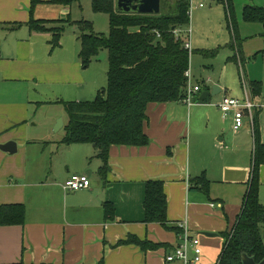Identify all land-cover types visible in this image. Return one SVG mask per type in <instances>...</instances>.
Returning <instances> with one entry per match:
<instances>
[{
	"label": "crops",
	"instance_id": "1",
	"mask_svg": "<svg viewBox=\"0 0 264 264\" xmlns=\"http://www.w3.org/2000/svg\"><path fill=\"white\" fill-rule=\"evenodd\" d=\"M42 1L34 13L36 20H85L74 18L76 3L54 6ZM247 4L235 3L239 46L226 26L230 42L225 61L237 66L238 81L220 77L215 84L219 93L212 95L214 85L204 86L192 106L181 101L150 104L144 126L150 144L111 147V170L103 183L98 176L102 162L92 145L64 146L62 140L50 137L59 116L45 134L32 130L38 127L31 116L33 107L39 110L60 101H41L46 93L39 92L41 84L52 82L50 58L58 49L51 50V34L29 30L30 0H0V147L16 145L13 154L0 150V206L22 204L26 210L23 225L0 226V264H183L166 262L181 243L179 235L144 223L145 184L150 180L165 183L170 226L187 222L191 235L202 238V261L218 262L224 245L221 234L234 227L247 191L255 147L254 115L264 144V28L239 25L237 10L243 11ZM200 5L198 9H205ZM225 19L224 10L226 25ZM75 38L80 53L79 37ZM252 82L262 84L261 95L250 92ZM205 92L208 98L201 100ZM225 97L249 100L254 106L252 120L246 114L244 127L237 132L233 113L224 116L218 107ZM73 175L88 176L91 187L65 191ZM203 175L210 182L209 196L191 183ZM260 178L264 205V167ZM105 203L114 205V219L105 217ZM130 235L167 246L147 252L133 245L116 248Z\"/></svg>",
	"mask_w": 264,
	"mask_h": 264
},
{
	"label": "trees",
	"instance_id": "2",
	"mask_svg": "<svg viewBox=\"0 0 264 264\" xmlns=\"http://www.w3.org/2000/svg\"><path fill=\"white\" fill-rule=\"evenodd\" d=\"M160 15L120 14L115 10L114 0H91L95 14L109 18V34H95L93 23L81 20L74 22L70 17L47 21L36 20V8L42 0H30L31 32L49 33L51 50L61 47V39L67 28L76 26L80 32L79 58L84 68L89 66L102 50L107 51V88L93 101L64 102L68 122L64 126L65 136L60 142L64 146L87 144L97 151L102 166L98 176L107 182L111 170L109 152L113 146L146 147L150 139L144 131L147 108L150 104L180 102L187 86L186 73L190 68V52L185 48L191 26V0H162ZM237 0H216L224 6L227 28L232 32L236 45L237 36L235 3ZM79 0H49L54 6H72ZM245 23L261 24L264 28V4L261 7L247 4L242 11ZM48 25L55 27L48 28ZM6 27H21L22 24H7ZM235 48L232 42V49ZM203 54L214 56L213 53ZM253 96L262 93V84L249 85ZM257 115H254L255 147L252 157L250 178L240 214L234 227L221 234L223 249L216 264H242L246 254L256 263L264 262V205L260 201V172L264 167V144L260 140ZM193 188L209 196L210 182L206 176L192 180ZM107 219H114L115 209L111 203L104 204ZM144 223L158 224L165 230L180 235L182 230L170 226L168 220V200L165 183L150 180L145 184L143 203ZM25 206H0V226H21L25 221ZM137 246L143 252L155 251L164 244H155L130 235L116 245Z\"/></svg>",
	"mask_w": 264,
	"mask_h": 264
},
{
	"label": "rangeland",
	"instance_id": "3",
	"mask_svg": "<svg viewBox=\"0 0 264 264\" xmlns=\"http://www.w3.org/2000/svg\"><path fill=\"white\" fill-rule=\"evenodd\" d=\"M240 1L257 7L264 4V0ZM200 4H203L205 9H198ZM76 6L78 10L74 18L81 20L83 16L85 21L93 22L95 34L106 36L109 34L108 16L95 14L91 8V0H79ZM237 17L241 27L262 26L261 24L245 23L240 10H237ZM71 19L73 21V17ZM226 26L222 5L212 0H192L190 72L193 86L198 85V83H202L203 86H216L215 84L222 76H224V79L238 81L239 71L237 66L235 63H226L225 61L226 47L230 42V35ZM79 36L80 32L77 28L74 30V28L68 27L61 39L62 47L51 55L53 78L50 85L41 84L39 86V92L46 93L41 101L50 102V100L55 101L58 99L66 102L93 101L102 90L107 88V51L102 50L96 58L90 61L89 66L84 68L78 56L79 44L75 38ZM203 52L213 53L214 56H206ZM208 64H213L212 68H209ZM240 74L242 75L241 70ZM262 78L264 81V58ZM31 116L34 119L33 121L38 124V127L32 129L37 134H45L51 123L59 116L53 125V133L50 134V137L56 142L64 138V128L59 132H55V127L62 117L65 118L66 123L68 122L67 114L62 106L59 104H46L41 106L39 110L33 107ZM33 124L34 122L31 123V125ZM197 238L201 243V236H197ZM201 264H206L205 260Z\"/></svg>",
	"mask_w": 264,
	"mask_h": 264
},
{
	"label": "built area",
	"instance_id": "4",
	"mask_svg": "<svg viewBox=\"0 0 264 264\" xmlns=\"http://www.w3.org/2000/svg\"><path fill=\"white\" fill-rule=\"evenodd\" d=\"M204 5H200L203 7ZM192 12V0H191V8H190V17ZM191 26L189 28L190 37L185 42V48L192 53V47L190 43L191 38ZM191 61V58H190ZM241 66V65H240ZM187 77V86L185 91V96L181 100L182 103L192 106L193 99L200 95L202 92V88L204 87L202 83H198V85L193 86L191 84V72L190 68L186 73ZM220 111L224 116H227L229 113H233L234 117V124L233 130L235 132L239 131L241 128L244 127L245 116L248 114L252 120V111H253V104L247 100L246 102H241L237 99L225 97L218 105ZM91 187V181L88 176L85 175H73L69 181H67L64 185V190L68 192H77L80 190L89 189ZM182 233L179 235L181 240L180 245L169 255L166 256V262L172 263L176 261H180L183 264H201L203 251L201 248V243L197 236H192L189 229L187 222H183L179 224Z\"/></svg>",
	"mask_w": 264,
	"mask_h": 264
},
{
	"label": "water",
	"instance_id": "5",
	"mask_svg": "<svg viewBox=\"0 0 264 264\" xmlns=\"http://www.w3.org/2000/svg\"><path fill=\"white\" fill-rule=\"evenodd\" d=\"M162 8V0H117L116 9L120 14H136V15H160ZM212 95L219 93L217 86L213 87ZM208 93L205 92L201 96V100H206ZM64 127L63 119L58 121L55 132H59ZM0 150L13 154L16 152L15 143H8L0 147ZM206 237H216L215 234L204 233ZM242 264H264V262L256 263L255 259L244 254L242 256Z\"/></svg>",
	"mask_w": 264,
	"mask_h": 264
}]
</instances>
